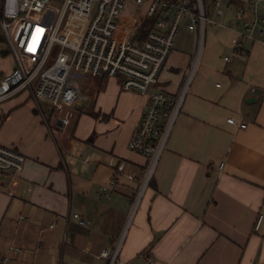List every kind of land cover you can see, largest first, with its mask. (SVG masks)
I'll list each match as a JSON object with an SVG mask.
<instances>
[{"label": "crops", "instance_id": "1", "mask_svg": "<svg viewBox=\"0 0 264 264\" xmlns=\"http://www.w3.org/2000/svg\"><path fill=\"white\" fill-rule=\"evenodd\" d=\"M246 2L223 1L199 52L198 33L180 26L156 87L175 96L192 75L142 189L146 159L128 143L147 96L119 78L86 77L81 99L55 110L24 92L0 103V145L24 157L17 184L0 176V260L106 264L98 254L130 217L114 264H264V33L242 35ZM109 161L133 178L110 187Z\"/></svg>", "mask_w": 264, "mask_h": 264}, {"label": "built area", "instance_id": "2", "mask_svg": "<svg viewBox=\"0 0 264 264\" xmlns=\"http://www.w3.org/2000/svg\"><path fill=\"white\" fill-rule=\"evenodd\" d=\"M51 1L59 9L51 23L42 11ZM224 0H1L0 55H9L12 69L0 73V103L20 92L40 111L47 103L51 110L61 105H72L81 99V81L86 77L119 78L124 90L147 96L146 106L128 143V148L146 159V173L141 189L150 179L154 166L166 144L174 119L181 110L192 70L177 95L171 96L156 87L158 77L172 51L181 25L198 33L197 52L201 48L206 23H214L209 10L221 15ZM131 7L133 19L126 17V26L120 21L124 11ZM262 0H247L238 9L243 17L245 33L254 30L264 33ZM130 14V13H129ZM252 16L249 22L245 16ZM138 15V16H137ZM12 29L10 32L9 30ZM37 29H42L33 48ZM238 45V40H233ZM193 69V67H192ZM48 117H44L47 119ZM233 123L234 119H227ZM244 127V124H240ZM24 157L13 149L0 145V176L6 175L11 185L17 184L23 169ZM115 170L109 181L114 187L119 176L131 180L124 173L123 163L109 161ZM130 202L133 210L139 195ZM8 196L12 192L8 191ZM80 225L88 223L79 214H73ZM258 215L254 229L259 228ZM130 217L109 247L98 254L106 264H114L123 242ZM8 257L0 260L5 264ZM151 260L147 259V264ZM87 264H95L89 262Z\"/></svg>", "mask_w": 264, "mask_h": 264}, {"label": "rangeland", "instance_id": "3", "mask_svg": "<svg viewBox=\"0 0 264 264\" xmlns=\"http://www.w3.org/2000/svg\"><path fill=\"white\" fill-rule=\"evenodd\" d=\"M0 3H1V0H0ZM59 3L57 2V1H51L47 6H46V8L42 11V13H41V16H42V18L46 21V22H48V23H51L52 21H53V19H54V17H55V15H56V13H57V11H58V9H59ZM131 9V8H130ZM130 9H129V7H127V11L125 12V16L126 17H130L131 18V20L133 19V16H134V13L132 12V11H130ZM211 10V9H210ZM209 10V16H210V18L212 19V21L215 23V20L218 18V16H215L214 15V10L212 11H210ZM130 13V14H129ZM138 16V15H137ZM210 23H206V25H209ZM10 32L12 31V29H10L9 30ZM181 33V32H180ZM180 35L181 34H179L178 33V35L176 36V39H175V44H176V41H178V38L180 37ZM182 35H184V37L185 38H183L184 39V41H183V43H190V40L188 39V38H186V36H185V33H182ZM183 37V36H182ZM185 45V44H184ZM11 62V57L9 56V55H3V54H1L0 55V71L1 72H3L2 70H5L6 69V67H7V65L9 64ZM85 79V78H84ZM83 79V80H84ZM83 80L81 81V87H80V94H81V91H82V82H83ZM24 93H21V94H19L20 96H19V98H23L24 97V99H25V97H26V93H27V91L25 90V91H23Z\"/></svg>", "mask_w": 264, "mask_h": 264}, {"label": "snow or ice", "instance_id": "4", "mask_svg": "<svg viewBox=\"0 0 264 264\" xmlns=\"http://www.w3.org/2000/svg\"><path fill=\"white\" fill-rule=\"evenodd\" d=\"M41 32H42V29H37V36H36V38H35V40L33 42V48L30 49V50H34L35 49V44L39 41V35H40Z\"/></svg>", "mask_w": 264, "mask_h": 264}]
</instances>
